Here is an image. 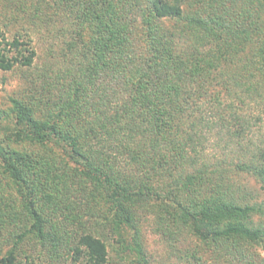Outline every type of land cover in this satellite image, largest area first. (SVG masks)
Wrapping results in <instances>:
<instances>
[{"label": "trees", "instance_id": "16d2710c", "mask_svg": "<svg viewBox=\"0 0 264 264\" xmlns=\"http://www.w3.org/2000/svg\"><path fill=\"white\" fill-rule=\"evenodd\" d=\"M197 2L185 14V0H36L69 25L70 66L0 108V264H106L96 226L120 258L147 264L143 209L170 239L185 232L257 264L244 250L264 253V200L236 199L224 160L203 154L212 130L249 151L235 109L264 94V0ZM34 56L0 28L1 70ZM250 156L233 165L264 187V150Z\"/></svg>", "mask_w": 264, "mask_h": 264}, {"label": "rangeland", "instance_id": "374dc122", "mask_svg": "<svg viewBox=\"0 0 264 264\" xmlns=\"http://www.w3.org/2000/svg\"><path fill=\"white\" fill-rule=\"evenodd\" d=\"M201 1L203 2V0ZM200 3L197 0H185L183 4L185 14L194 11L198 8L197 6L202 4ZM35 4L36 0H0V28L5 36L11 39L14 34H23L24 38L30 39L35 50V56L30 67L16 64L10 70L0 69L1 109L9 106L8 99L10 96L22 97L28 93L33 82L36 85H41L44 79L48 82L52 81L58 71L60 72L70 66L71 52L68 51L65 41L71 38L66 35L67 31L64 32V28H69V25L62 23L50 8L45 7L39 14L35 10ZM242 4L243 2L240 1L232 9L233 14L229 15L231 19L242 20V17L237 15L241 7L243 8ZM47 20L48 22H46ZM171 23L166 22L165 24L170 25ZM186 41L189 40H185V43ZM40 85L38 86L39 90L41 89ZM217 88H219L218 85ZM225 99L226 102L229 100L234 104L237 102L234 95L225 96ZM235 110H238L240 114V122L247 121L248 123V125L245 124V134L247 135L241 142L247 144L249 151L247 153L239 152L235 143H228L227 145L228 137H223L221 133L212 130L205 143L203 156L211 164L224 160L223 168L227 169V175L235 190V198L251 203L259 202L264 200V187L252 174L235 169L233 164L237 162L238 158L248 160L251 158L250 154L256 155L259 154V151L264 150V94L255 98H249L245 94L244 103ZM255 219L259 220V217L256 216ZM137 225L140 242L148 260L147 264H243V262L238 263L236 258H233L235 260L232 261L231 256L221 250L220 246L210 245L206 247L188 233L176 235V240L168 238L161 229L156 213L151 210H142ZM96 230L107 244L106 264H138L134 255L128 251L124 253L125 258L124 256L120 258V254L115 250L118 244L114 233L99 226H96ZM249 249L244 250V252L250 251L255 263L264 264V253L260 248L253 246ZM193 252H197L196 258L192 257ZM247 258H249L248 255ZM42 264L73 263L68 257L51 261L45 256Z\"/></svg>", "mask_w": 264, "mask_h": 264}]
</instances>
